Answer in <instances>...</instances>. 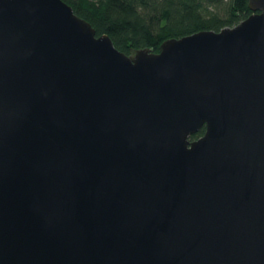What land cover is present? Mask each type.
Masks as SVG:
<instances>
[{
  "label": "water",
  "instance_id": "1",
  "mask_svg": "<svg viewBox=\"0 0 264 264\" xmlns=\"http://www.w3.org/2000/svg\"><path fill=\"white\" fill-rule=\"evenodd\" d=\"M249 7L126 54L64 0H0V264H264Z\"/></svg>",
  "mask_w": 264,
  "mask_h": 264
},
{
  "label": "trees",
  "instance_id": "2",
  "mask_svg": "<svg viewBox=\"0 0 264 264\" xmlns=\"http://www.w3.org/2000/svg\"><path fill=\"white\" fill-rule=\"evenodd\" d=\"M115 47L159 52L161 45L201 31L233 28L252 15L249 0H64ZM205 128L192 137L202 136Z\"/></svg>",
  "mask_w": 264,
  "mask_h": 264
},
{
  "label": "flooded vegetation",
  "instance_id": "3",
  "mask_svg": "<svg viewBox=\"0 0 264 264\" xmlns=\"http://www.w3.org/2000/svg\"><path fill=\"white\" fill-rule=\"evenodd\" d=\"M200 137H201V136H200ZM200 137H199V138H200Z\"/></svg>",
  "mask_w": 264,
  "mask_h": 264
},
{
  "label": "rangeland",
  "instance_id": "4",
  "mask_svg": "<svg viewBox=\"0 0 264 264\" xmlns=\"http://www.w3.org/2000/svg\"><path fill=\"white\" fill-rule=\"evenodd\" d=\"M198 139V138H197Z\"/></svg>",
  "mask_w": 264,
  "mask_h": 264
}]
</instances>
